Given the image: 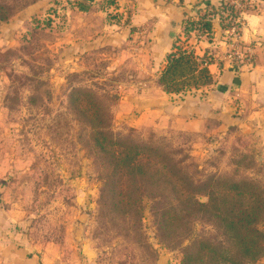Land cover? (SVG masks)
<instances>
[{
  "label": "rangeland",
  "instance_id": "374dc122",
  "mask_svg": "<svg viewBox=\"0 0 264 264\" xmlns=\"http://www.w3.org/2000/svg\"><path fill=\"white\" fill-rule=\"evenodd\" d=\"M80 3L0 0V188L20 189L30 227L55 241L45 264H250L264 137L140 128L131 98L118 104L131 74L69 70L54 48Z\"/></svg>",
  "mask_w": 264,
  "mask_h": 264
},
{
  "label": "crops",
  "instance_id": "0c3cea01",
  "mask_svg": "<svg viewBox=\"0 0 264 264\" xmlns=\"http://www.w3.org/2000/svg\"><path fill=\"white\" fill-rule=\"evenodd\" d=\"M51 1L41 0L38 7ZM79 1L66 8L65 29L57 33L54 48L68 58L69 70L131 74L133 79L120 88L132 97L123 96L118 104L131 98L140 128L181 134L228 130L227 135L238 128L264 137V0H247L243 12L239 41L253 45L252 66H230L225 32L212 21L209 36L197 39L188 31L194 56H205L211 82L178 93H167L159 83L167 54L186 39V21L224 0ZM210 124H215L212 129ZM26 205L20 189L0 188V264H45L46 250L56 247L53 239L30 227Z\"/></svg>",
  "mask_w": 264,
  "mask_h": 264
},
{
  "label": "trees",
  "instance_id": "16d2710c",
  "mask_svg": "<svg viewBox=\"0 0 264 264\" xmlns=\"http://www.w3.org/2000/svg\"><path fill=\"white\" fill-rule=\"evenodd\" d=\"M207 8L215 9L216 7L206 6L205 10H207ZM200 12L201 9L198 10V19H196L195 21L191 20L188 23L192 25H196L198 36H203L205 33L206 36H209L212 31V24L210 20H207L205 18L206 13H204V15H200ZM184 35L186 37L185 40H187V38H189L187 24L185 25ZM204 61H205V56L201 57V59H197L194 56L193 52L186 51L183 42H177L172 47L171 51L167 54L166 65L159 77L160 85L167 93H178L181 91H185L187 88L191 86L197 87V86H204L209 84L211 82V77L206 67L203 66ZM119 144L120 143H118L117 145L119 146ZM149 150L150 148H148V151ZM117 159L119 160V162L123 161L119 157ZM130 159L133 158L131 157L126 158L127 161H130ZM244 218L246 225L248 224V221H246L247 220L246 218H248V216H245ZM239 223L240 222L238 221L237 224ZM241 243L243 245L242 248V252L244 255L243 257L249 260L251 262L250 264H255L254 262H252V260H254L256 255H258V249H261V251H263L264 248L261 246H253V243L256 242L251 240V242L249 243L246 237H244L241 240ZM244 263L245 261L244 262L241 261L235 264H244ZM182 264H192L191 257L186 254L184 256Z\"/></svg>",
  "mask_w": 264,
  "mask_h": 264
},
{
  "label": "built area",
  "instance_id": "2783aa9c",
  "mask_svg": "<svg viewBox=\"0 0 264 264\" xmlns=\"http://www.w3.org/2000/svg\"><path fill=\"white\" fill-rule=\"evenodd\" d=\"M246 7L247 0H224L215 9L207 8L205 10L204 7L200 12V15L206 13L205 18L210 20V22L216 21L225 32V38L228 40L225 59L229 62L230 66L234 67H238L240 64L250 67L254 61L253 45L239 41L240 30L244 24L243 12ZM189 21L191 20L185 22L188 26V31L194 33L197 39L201 38L202 36L197 35L196 25L189 24ZM188 40L189 38L184 40V48L187 52H193V45Z\"/></svg>",
  "mask_w": 264,
  "mask_h": 264
}]
</instances>
